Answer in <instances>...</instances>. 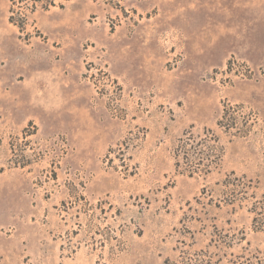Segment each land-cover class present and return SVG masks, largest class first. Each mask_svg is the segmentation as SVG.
Instances as JSON below:
<instances>
[{
	"label": "rangeland",
	"instance_id": "obj_1",
	"mask_svg": "<svg viewBox=\"0 0 264 264\" xmlns=\"http://www.w3.org/2000/svg\"><path fill=\"white\" fill-rule=\"evenodd\" d=\"M57 2L0 0V264H264V0Z\"/></svg>",
	"mask_w": 264,
	"mask_h": 264
},
{
	"label": "trees",
	"instance_id": "obj_2",
	"mask_svg": "<svg viewBox=\"0 0 264 264\" xmlns=\"http://www.w3.org/2000/svg\"><path fill=\"white\" fill-rule=\"evenodd\" d=\"M10 2L9 20L20 29L23 28L27 16L35 13L37 10H48L55 6L62 7V4L58 3L57 0H10Z\"/></svg>",
	"mask_w": 264,
	"mask_h": 264
}]
</instances>
